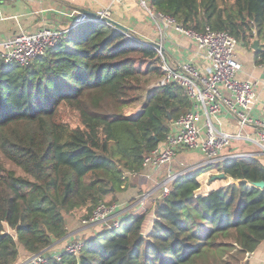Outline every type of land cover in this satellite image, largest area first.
<instances>
[{
    "label": "trees",
    "instance_id": "obj_1",
    "mask_svg": "<svg viewBox=\"0 0 264 264\" xmlns=\"http://www.w3.org/2000/svg\"><path fill=\"white\" fill-rule=\"evenodd\" d=\"M150 5L185 29L223 31L245 47L254 40L264 47V0ZM75 29L26 66L0 64V264H15L19 247L36 255L63 239L62 212L83 209L88 220L120 191L124 175L142 171L169 122L190 108L176 85L148 89L163 75L154 49L110 25ZM134 103L141 110L125 115ZM59 108L76 110L78 126L61 121ZM209 169L186 170L154 201L147 235L151 209L120 217L117 229L83 241L78 255L50 256L47 264H220L224 255L253 253L264 241V189L252 184L264 182V169L224 159L216 170L237 184L199 195L197 177Z\"/></svg>",
    "mask_w": 264,
    "mask_h": 264
},
{
    "label": "built area",
    "instance_id": "obj_2",
    "mask_svg": "<svg viewBox=\"0 0 264 264\" xmlns=\"http://www.w3.org/2000/svg\"><path fill=\"white\" fill-rule=\"evenodd\" d=\"M138 5L151 12L150 0H135ZM124 0H109V6L96 12L95 17L89 18L85 14L75 22H90L96 24H109L110 7L119 5ZM157 18L164 21L167 27L173 28L177 33L191 39L205 54L210 65L203 71L197 69L192 62H186L177 70L171 69L166 63L160 66L162 77L156 82L155 87H165L173 84L183 90L187 98L192 101L193 108L178 118L171 127L166 137L165 145L156 148L146 155L142 166L154 170H164V178L158 185L159 198L166 196L173 182L186 170L173 169L177 152L180 149H198L203 155L204 164L217 165L224 159H240V156H222L232 140L241 138L239 135H229L218 131L212 118L221 109L233 115L240 129L256 128L254 142L264 153V103H259L254 86L248 82L236 80L241 66L235 59L237 41L234 37L223 31L205 29L198 32L185 29L177 25L171 18L157 13ZM75 23V24H76ZM63 38L60 31L48 28L39 29L33 33L20 31L15 36L0 43V64L3 66H26L47 50L57 46ZM129 38V36H127ZM152 48L162 57L161 50ZM259 104V105H258ZM205 116L203 126H200L201 116ZM200 138V140H199ZM122 212L119 203L108 206L99 204L90 218L84 224L99 225L111 221L110 229L120 226L118 217ZM81 243L67 244L60 252L48 253L47 250L29 256L22 264H47L50 256L59 262L61 253L78 255Z\"/></svg>",
    "mask_w": 264,
    "mask_h": 264
},
{
    "label": "crops",
    "instance_id": "obj_3",
    "mask_svg": "<svg viewBox=\"0 0 264 264\" xmlns=\"http://www.w3.org/2000/svg\"><path fill=\"white\" fill-rule=\"evenodd\" d=\"M108 6L109 0H0V43L15 36L21 30L33 33L42 28L60 31L63 38L67 37L71 32L76 31L75 28L77 25L74 24L77 18L85 13L94 15L96 12ZM109 10V21H111L112 24L109 22L108 25L119 31L124 38L129 36L127 39H130L140 46L146 47V45H151L161 50L162 57L157 54L159 68L162 63H166L171 69L178 71L180 66L184 63L192 62L197 69L203 71L210 65L205 58L204 52L191 39L177 33L173 28L167 27L163 20L157 18V12L152 6L151 12L149 13L141 8L135 0H124V2L119 5L111 6ZM52 15H54L55 18H51L50 16ZM119 27H122L124 31L119 29ZM252 43L250 47H245L237 41L235 59L240 64L241 70L236 75V80L251 83L254 86L258 102L264 103V56L261 57L257 55V53L264 50V47H262V44L259 42L260 51H255L251 47ZM188 101L190 103V108L185 113L191 111L193 108L192 101L189 99ZM140 110L141 106L139 111ZM204 119L205 116H201L200 126H203ZM175 121L169 122V130L166 137L170 133L171 127ZM212 122L218 131L229 135H239L241 137L231 141L230 145L222 151L221 154L223 157L230 155L233 157L240 156L241 158L237 160L246 163L255 162L264 169V153L254 142V140H256V128L240 129L233 115L225 109H221L220 112L212 118ZM166 137L157 148H161L165 145ZM203 164L204 158L200 150L180 149L177 152L173 169L182 171L190 170L203 166ZM203 167H208L210 169L197 177L199 195H206L209 192L223 188L231 183L237 184V181H233L228 176L224 179L213 178L220 175L216 170L217 165L208 164ZM163 174V169L154 170L153 168L142 166V171L139 174L123 176L125 180L123 179L124 185L122 186V191H137V188L130 186L131 184H129V187L127 186V178H129V180L133 179V181L136 180L137 185L141 188L150 187L154 189L158 187L159 183L163 180ZM148 191L133 204H126L125 207L122 208L121 213H123V211L129 213L128 217L139 213L138 210L140 206L146 205L151 199L152 195L150 194V189ZM151 201V206H147L149 207L148 209L153 208L155 199L152 198ZM120 217L121 216H119V218ZM149 220L150 219H148V222H150ZM57 246V243H54L48 249L49 252H57ZM18 251L19 256L27 254L23 251L22 247H19ZM245 263L264 264V241L258 245L253 253L246 256Z\"/></svg>",
    "mask_w": 264,
    "mask_h": 264
},
{
    "label": "rangeland",
    "instance_id": "obj_4",
    "mask_svg": "<svg viewBox=\"0 0 264 264\" xmlns=\"http://www.w3.org/2000/svg\"><path fill=\"white\" fill-rule=\"evenodd\" d=\"M53 9V8H52ZM52 11V10H51ZM51 18H55L54 15L50 16ZM83 22H80L79 24H81ZM157 81H153L149 87H154ZM145 97V95H144ZM146 98L143 99V101H145ZM142 101V102H143ZM140 109V105L139 103H134L130 106H127L125 108H123V113L125 115H131L134 113H137ZM58 114L57 117L68 124V126L70 128H75L78 126V114L77 111L71 108H59L58 110ZM127 182V186L129 187V184H131L130 186H134L135 188H137V191L133 192L131 190L128 191H122V188L120 189V191L107 196V198L103 201L104 205L108 206L112 203H119L121 205L122 208L125 207L126 204H133L136 200H138L139 198L142 197L143 194L146 193V191H148L150 189V194L151 199H159L160 196V192L158 190V188H150V187H144L141 188L137 185V181H133L129 180V178H127L126 180ZM149 192V191H148ZM147 192V193H148ZM151 199L147 202V204L144 206L141 205L138 212L134 215H139L141 213H145V211L151 206L150 203L152 202ZM150 205V206H149ZM149 206V207H147ZM87 211L83 210V209H78V210H73V211H69V212H62V216L65 220V226H66V231L67 234L66 236L57 241V248L56 251L60 252L61 250H63V248L72 242H79V243H83V241L90 239L95 233L100 232L102 230L105 229H110V225H111V221L112 219H110V221H107L106 224L103 223L102 225H89V224H84V221H86L85 217H86ZM129 213H125L123 211V213L119 214V216H128ZM153 209L149 211L148 215H147V221H146V232L144 233V235H147V233L149 232V230L151 229V225H152V221H153ZM118 216V217H119ZM148 219H150L148 222ZM47 250V249H46ZM47 252L50 254L49 250H47ZM29 256L28 254L25 255H20L17 259V261L15 262V264H22ZM219 257V256H218ZM221 258V257H220ZM245 257H238L236 255H234L233 253L229 254V255H224L222 261L219 260L218 262L220 264H246L245 263ZM212 260V259H210Z\"/></svg>",
    "mask_w": 264,
    "mask_h": 264
},
{
    "label": "water",
    "instance_id": "obj_5",
    "mask_svg": "<svg viewBox=\"0 0 264 264\" xmlns=\"http://www.w3.org/2000/svg\"><path fill=\"white\" fill-rule=\"evenodd\" d=\"M86 14V16L87 17H89V18H93V17H95V14L93 15V14H90V13H85ZM110 22V24H112V22L111 21H109ZM76 23V22H75ZM74 25H78L77 23L76 24H74ZM119 29H121L122 31H124V29L122 28V27H119ZM252 49L253 50H255V51H260V46H259V42H258V40H255L253 43H252ZM226 176L224 175V174H220V175H218V176H216V177H213V178H218V179H224ZM252 186L253 187H255V188H258V189H260V190H263L264 189V182H258V183H254V184H252Z\"/></svg>",
    "mask_w": 264,
    "mask_h": 264
}]
</instances>
